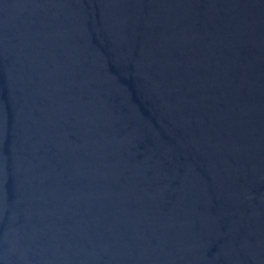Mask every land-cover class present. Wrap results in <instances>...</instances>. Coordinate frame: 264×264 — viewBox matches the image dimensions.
<instances>
[{"label": "water", "instance_id": "95a60500", "mask_svg": "<svg viewBox=\"0 0 264 264\" xmlns=\"http://www.w3.org/2000/svg\"><path fill=\"white\" fill-rule=\"evenodd\" d=\"M0 264H264V0H0Z\"/></svg>", "mask_w": 264, "mask_h": 264}]
</instances>
